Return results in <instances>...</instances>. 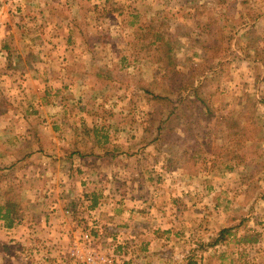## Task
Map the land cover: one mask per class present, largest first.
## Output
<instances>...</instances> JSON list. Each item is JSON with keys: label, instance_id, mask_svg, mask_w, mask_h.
Segmentation results:
<instances>
[{"label": "rangeland", "instance_id": "374dc122", "mask_svg": "<svg viewBox=\"0 0 264 264\" xmlns=\"http://www.w3.org/2000/svg\"><path fill=\"white\" fill-rule=\"evenodd\" d=\"M0 169V264H264V0H0Z\"/></svg>", "mask_w": 264, "mask_h": 264}, {"label": "trees", "instance_id": "16d2710c", "mask_svg": "<svg viewBox=\"0 0 264 264\" xmlns=\"http://www.w3.org/2000/svg\"><path fill=\"white\" fill-rule=\"evenodd\" d=\"M149 32H151V29H148V33L142 31L139 34L140 37H142L141 40L145 41L149 36ZM150 45L153 47L157 46L160 49V51L164 50L166 54H168L171 51L170 44L165 40L164 37L160 35L154 37V40L150 42ZM203 76H204V72H202L199 75V78L200 77L203 78ZM195 77L196 74L193 73L190 76L191 83L188 82V80L186 81V83H182L179 90H181L182 92H186L189 89H192V92L190 95L186 97L183 96V94H181L178 104H175L172 98L169 96H162V95L155 96V98L159 100L160 103H163L162 107H160V109L156 113V116L159 115V125L157 130L158 135L154 139L155 141H158L161 145H163L164 142L168 141L169 138L173 137L177 133L178 131L177 128H184L182 127L184 118H191V119L195 118V121L199 120L204 114L202 110V106H206L207 108H209V102L207 98L203 97L204 89L207 88L209 85V79L207 77L203 79L200 78V81L196 85ZM193 109L195 111L194 113H192ZM163 110L165 111L164 113ZM208 112H209L208 113L209 116L213 114L211 113L210 109H208ZM227 119L228 118L226 116L218 115V127H224L225 125L228 126L227 131L222 130L223 133L228 132V130L235 131V135L237 136V141H236L237 146L239 148L244 147L248 151L247 144H245V142L248 139L250 140L249 137L250 133L245 129H241L240 127L242 126L239 123H235L231 121L226 122ZM232 135H234V133L233 134L230 133L229 136ZM229 136L225 138H230ZM233 159L236 160L237 164H240L242 162H245L246 155L240 153L239 151V153H237L236 156L233 157ZM15 165L16 163H13L8 167V169L13 168ZM232 168L233 167H231L230 169ZM11 189L12 187H10V190ZM15 201L16 200H14V197H9L7 198L6 201L0 203V220H4L8 228H11L14 225L15 221L17 220V216H18L17 208L19 204L16 203ZM96 205H97V201L94 202L92 208H94ZM224 232H228V230Z\"/></svg>", "mask_w": 264, "mask_h": 264}, {"label": "built area", "instance_id": "2783aa9c", "mask_svg": "<svg viewBox=\"0 0 264 264\" xmlns=\"http://www.w3.org/2000/svg\"><path fill=\"white\" fill-rule=\"evenodd\" d=\"M112 260L106 259L103 256H99L97 254L91 253L89 256H87L86 259H84L82 264H113L111 262ZM120 264H127L126 262H122Z\"/></svg>", "mask_w": 264, "mask_h": 264}]
</instances>
